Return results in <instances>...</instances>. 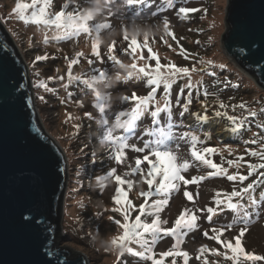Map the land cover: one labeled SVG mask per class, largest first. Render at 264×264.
Masks as SVG:
<instances>
[{
    "label": "rangeland",
    "instance_id": "obj_1",
    "mask_svg": "<svg viewBox=\"0 0 264 264\" xmlns=\"http://www.w3.org/2000/svg\"><path fill=\"white\" fill-rule=\"evenodd\" d=\"M17 2L31 4L32 0H0V8L9 25L13 26L15 43L21 48V57L23 60L25 58L27 61L31 60L28 64L33 85V79L37 82L53 79L55 85L61 84V92L66 94V73H75L80 80L88 79L94 70L93 68L101 69L106 73L105 78L96 84L94 90L85 92L87 94L74 91L71 98L76 99L81 107L75 108L73 112L70 108L63 109V106L58 104L56 107L61 113L56 112V109L52 108V99L46 103L47 96L43 100L38 98L37 101L42 126L48 134H52L56 138V141L62 142L65 156L67 159L69 158L71 165L68 167V172L70 170V172L77 173L68 179L69 185L63 206L65 209L61 219L62 232L55 242L58 250L66 249L68 251L70 259L82 255L86 258L87 264H150V261H141L139 258L123 252L124 249L114 247L112 244V250H109V242L122 235V229L113 221L124 222L120 214L124 206L113 203L114 192L117 187L114 178L103 181L104 185L100 183L103 189L100 193L97 190L94 193V186L98 185L95 182H98L99 177L106 176L112 168H116L117 174L123 176L125 171H130L131 167L135 166L136 157L142 158L147 153H135L128 150L127 158L123 164L116 165L114 159L110 158L113 152L109 143L107 140L101 142V136L106 128L114 136L130 138L128 140L130 145L143 147L146 140L156 138L155 136H145V131L155 132L159 127L167 129L168 123H172L174 125L173 132L177 138L169 141L168 144L177 155L178 162H189V171L183 173L189 179L193 176L207 177L212 169L191 157L190 138L183 141L178 139L184 131H189L198 136L200 143L197 145V150L202 151L207 147L214 148L215 152L208 154L206 158L225 169L227 174L232 172L236 166L238 159L236 152L238 151L246 155L244 159L246 170L238 171L233 175L248 176L249 164L259 165L264 162L258 156L253 157L248 153L264 151L263 121H261L260 130L251 129L246 136L240 135L238 132L234 133L231 130L233 125L228 119L224 116L216 117L214 115L215 111L224 112L223 109L225 108L216 110L211 106V103L206 102L207 97L204 95L207 92L208 95L212 93V96L215 97L224 96L223 98L229 99L235 97L233 92L223 90L224 84L219 81L218 77L222 73V69H225L224 75H228L226 80H233L237 83V72L233 68L250 80L242 81L245 87L240 92L243 95L248 94L251 98L258 90L262 91L256 82H253L247 74L240 71L232 61L228 60L221 48L220 36L225 30L226 0H173L172 7L167 5L166 0H145L143 4L131 7L128 6V0H49L46 11L50 18L61 11L62 6L66 5L67 12H74L78 8L81 18L89 17L87 19L89 26H95L96 23L100 22L102 25L111 24V28L101 29L98 34L93 31L91 35L81 33L76 36L74 33L68 38H63L62 29L32 23L25 24L20 21L14 13ZM40 6L42 5L37 7ZM181 7L191 11L180 13ZM31 11L32 9H29L26 15L30 16ZM164 20L169 22L167 30L164 27ZM82 22V19L75 21L77 25ZM131 40H137L142 46L135 56L131 52L125 54L129 49ZM94 43L100 47V59L92 55ZM113 43L115 44L114 54L118 57L119 63H113L108 59L107 49ZM148 49H151L161 65L174 64L190 69L189 75L193 84L191 104L188 111L183 112V106L188 101L189 92V89L184 88L189 77H183L170 90V120L167 113H162L157 118L160 123L153 124L149 112L136 122L134 131L129 130L128 133H125L126 126L123 125H126L125 120L129 115L125 114L119 120L116 117L121 112L127 113L128 110L131 111L132 109V102H125L124 97L130 98L133 93L138 96H146L149 93L150 86L146 85V80L138 71L139 68H145L147 65L151 68L155 67L156 61L154 59L147 61L149 59ZM37 56L45 59L37 61ZM72 60L78 62L69 68L68 65ZM89 60L92 61L91 64H89ZM209 61L211 64L208 63ZM43 64L44 68H41ZM126 67L136 71L138 75H135L134 80L138 81L125 79L126 76L131 77V74L127 73ZM192 69L195 71H191ZM56 80L59 81L54 82ZM226 84L231 86L230 83ZM242 86L243 84L236 86L235 89ZM69 88H71L70 85ZM163 94L164 89L161 86L156 94L161 107H163L161 100ZM215 102H219V100L213 101V103ZM95 103L103 106V113L94 106ZM202 105L207 106V111L211 108L209 116L207 115V121H198L194 115L198 113V110L205 111ZM156 106L154 103L151 104L150 110H154ZM83 110L92 114L94 117L91 119L92 121L86 118L87 114L82 113ZM234 111L240 114L239 109ZM95 115L98 116L97 119H95ZM218 126H221L225 131L221 136L216 135ZM257 138L263 142L255 146ZM238 141H242L243 144H237ZM247 144L254 147L247 146ZM177 145L179 146L178 150ZM229 161H233V163L230 164ZM142 168L146 175L147 165H142ZM95 172L97 173L94 175ZM260 172H264V169L257 168L243 182L239 180L228 181L223 174L218 177H209L199 184L188 185L187 187L182 185L179 192L169 194V203L160 212L161 219L168 221L164 227H172L175 219L186 208L192 211L203 209L202 212H196L200 217L198 230L188 233L181 246L182 250L188 251L190 254L189 264H205V262L207 264H233L231 260L224 258L225 254L231 255V253H226L223 247L206 239L202 233L209 231V235H211L210 229L217 227L227 229L226 234L222 237L224 240L232 239L238 235L240 229L244 227L240 219L243 211L241 210L240 216H237V213L224 206L217 207L214 204L215 193L217 191L230 193L232 190H240L254 181H262L264 177L259 175ZM93 177L95 178L93 179ZM124 178L134 181L129 191V199L135 205V208L130 210V220H134L135 216L139 214V206L144 203L140 193L147 191L148 188L143 183L144 176L140 174L135 177ZM125 190H128L127 185H125ZM185 190L193 194L194 200L192 202L187 201L183 196ZM261 191H264V183L257 184L255 192L257 199H259ZM162 198L153 197L152 200ZM65 202L69 205H65ZM151 202L150 200L149 204ZM233 202L243 203L250 213V222L247 225L246 235L243 237L244 247L249 253L264 256V202L255 207H248L246 197L242 201L239 198H234ZM208 207H217V214L213 217L211 224L207 222L206 209ZM150 219L148 218L149 222ZM230 224L232 227L228 229ZM75 233L79 234L76 239L70 235ZM173 243L172 237L161 235L153 245L155 258H161L160 253L170 250ZM131 247L134 250H139L135 245H131ZM202 247L208 251L201 253L199 249ZM216 252L220 254L216 255ZM198 256L199 259L196 258ZM173 259L176 260V264H183L181 257L167 258L165 264H172ZM241 264H251V262L242 260ZM255 264H264V260L255 262Z\"/></svg>",
    "mask_w": 264,
    "mask_h": 264
},
{
    "label": "snow or ice",
    "instance_id": "obj_2",
    "mask_svg": "<svg viewBox=\"0 0 264 264\" xmlns=\"http://www.w3.org/2000/svg\"><path fill=\"white\" fill-rule=\"evenodd\" d=\"M145 3V0H128V6L140 5ZM166 3L169 7H172L173 0H166ZM38 5H42L37 7ZM49 6V0H32L31 4L28 3H20L17 2L15 5L14 13L18 16V19L25 24L32 23L35 25H43L45 27H55L57 29L63 30V38H68L69 36L75 33L76 36H79L81 33L86 35H91L93 31L99 33L101 29L111 28L110 23H106L103 25H95L89 26L87 23V19L89 17L81 18L80 11L77 8L74 12H67L66 5L62 6V10L57 12L54 16L49 17L48 12L46 11ZM32 9L30 16L26 15L27 11ZM191 10L181 7L179 9L180 13H187ZM77 19H82V23L77 25L75 21ZM164 27L167 30L169 27V22L167 20L163 21ZM171 34V33H170ZM126 38V37H125ZM47 43V40H45ZM141 45L137 40H131L129 42V49L125 54L131 52L133 56H135L136 52L141 49ZM99 46L95 43L92 48V55L97 59H100L101 52L99 50ZM108 59L113 63H119L118 57L115 53V44H111L108 49ZM149 51V59H154L156 61L155 67L151 68L150 66H146L145 68H139L138 71L143 79L146 80V85L150 86V91L146 96L140 97L136 93L129 97H124L125 102H132L134 107L131 109L129 114L130 117V131H134V125L138 122L146 113L150 112V116L152 118L153 124L160 123L158 121V117L162 113H167L169 120L171 119V99H170V90L174 86V84L182 79L183 77H189L188 82L184 85V88L189 89L188 92V101L183 106V112L188 111V107L191 104V96H192V88L193 84L190 78V69L187 67H178L176 65H161L159 59L152 53L151 49ZM243 51V50H242ZM141 58L142 55H141ZM45 59L44 57H36V60ZM77 60H72L69 63V68L72 65L76 64ZM89 64L92 63L91 60L88 61ZM103 61L101 60V63ZM203 63V61H201ZM211 64V61L208 62ZM135 67V65H134ZM223 67V65H221ZM191 71H195L192 69ZM94 73H96L101 79H103L106 75L105 71L101 69H94ZM211 74V73H210ZM71 79L70 73L68 74ZM86 75V74H85ZM96 76L92 77V80L95 81ZM80 83L89 85V81L87 79L78 80ZM38 88H44L46 91L51 92L52 89L48 88L43 81L38 82L36 85ZM69 85H65L68 87ZM163 86L164 94L161 97L163 101V107L159 106L160 100H157V91L160 87ZM183 91V89H181ZM205 97H207L208 93H204ZM41 100L44 99L43 96L40 97ZM156 104L154 110H150L151 104ZM99 108L101 113L104 112V108L102 105H94ZM205 108V112L203 115L196 113L195 118L198 121H207V106L202 105ZM220 108L226 107L223 103L219 104ZM240 108H245L244 104L238 105ZM125 113L121 112L116 119L119 120L121 116H124ZM214 115L216 117L227 116V119L233 125L232 131L239 132L243 126L244 121L237 120L236 116H229L226 112L215 111ZM250 116L255 117V112H250ZM89 119H92L91 114H88ZM174 125L172 123H168L167 129L164 127H159L155 132L153 131H145L144 135L153 137L155 139L146 140L143 144V147H139L136 145H130L128 140L130 138H126L125 136H114L112 133L106 128L104 133L101 136V142L107 140L110 145V149L113 152V155L110 156L111 159H114L116 165H122L125 159L127 158V151L131 150L135 153H147L140 157H136L134 160V167H131L130 171H125L122 175L117 174V169L112 168L109 170L106 176H101L98 178V183H102L103 181L114 178V182L117 185L113 203L118 206H124L121 211V215L123 218V223L120 221H113L117 224L118 227L122 229V235L118 238L113 239L111 244L114 247H119L124 249L123 252L131 254L141 261H150V264H165V260L167 258H175L181 257L183 258V264H189L190 254L188 251L182 250V243L184 242V237L195 230H198V220L200 217L196 214V212H202L203 209H196V211H192L191 209H184L179 214L178 218L175 219L174 225L170 228L164 227L168 223L167 220L161 219L160 212L164 206H167L169 203V194L172 192H179L181 186L187 187L188 185L199 184L203 180L209 177H218L222 174L226 176L228 181H245L249 176L255 172L257 168L264 169V162L259 165L249 164V173L248 176L245 175H229L226 170L219 167L212 160L207 159L206 156L208 154L214 153L215 149L212 147L204 148L202 151L197 150V145L200 143V140L197 135L184 131L179 135V140H188L190 138V154L191 157L194 158L195 161H199L201 164L205 165L207 168L212 169L211 172L208 173V176H193L191 179L186 178L183 173H186L190 169V164L187 161L178 162V157L175 152L169 147L168 142L175 140L177 137L173 132ZM255 143V141H253ZM177 150L179 146L177 145ZM253 157H259L261 161H264V151L257 152L253 151L250 153ZM240 159H243L241 157ZM229 163H233V161H229ZM142 165H147L146 175L144 174V169ZM137 174L144 176L143 183L147 185L148 190L142 191L140 193L141 197L144 199V203L139 206V214L135 216L134 220H130V210L135 208V205L129 199V191L131 190V185H133L134 181L132 179H125L124 177L132 176L135 177ZM259 175L264 177V172H260ZM258 183H264L262 181H254L253 183L247 184V186L242 187L240 190H232L229 192H220L217 191L215 193L216 199L214 204L217 207L224 206L227 209L237 213V216H240L241 210L243 211L242 220L244 227L240 229L238 235L229 240H224L222 237L226 234L227 229L225 228H217L212 227L210 229L211 235H209V231H204L202 234L206 239L214 241L217 245L223 247L227 252H230L231 255L225 254L224 258L226 260H231L233 264H241V261L251 262V264H255V262L264 260V256H259L254 253H249L243 244V237L246 235L247 225L250 222V213L247 210V207L240 202H233L234 198H239L240 201L244 200L245 197L248 201V207H255L259 203L264 202V191L259 193V199H257L255 192ZM125 185L128 186V190H125ZM154 189V191H153ZM183 196L189 202L194 200L193 194L187 190L183 192ZM153 197H163L162 199L152 200ZM223 197V198H221ZM152 201L149 204V201ZM217 207H208L207 211V222L211 224L213 217L217 214ZM147 209V210H146ZM119 210V209H117ZM144 217V219H142ZM150 219V222L148 220ZM232 225H228V229H230ZM183 230V231H182ZM163 237H172L174 239V243L170 250L163 251L160 253L159 259L155 258L156 254L153 250V245L157 242V239L160 236ZM234 241V242H233ZM131 245L137 246L139 250H134ZM201 253L208 251L205 248L199 249ZM122 252V253H123ZM219 255V252L215 253ZM51 255V253H48ZM199 259L200 257H196ZM172 264H176V260H172ZM207 264V262H205Z\"/></svg>",
    "mask_w": 264,
    "mask_h": 264
},
{
    "label": "water",
    "instance_id": "obj_3",
    "mask_svg": "<svg viewBox=\"0 0 264 264\" xmlns=\"http://www.w3.org/2000/svg\"><path fill=\"white\" fill-rule=\"evenodd\" d=\"M226 1L221 48L264 91V0ZM32 89L27 64L0 22V264H87L55 243L68 161L42 126Z\"/></svg>",
    "mask_w": 264,
    "mask_h": 264
},
{
    "label": "trees",
    "instance_id": "obj_4",
    "mask_svg": "<svg viewBox=\"0 0 264 264\" xmlns=\"http://www.w3.org/2000/svg\"><path fill=\"white\" fill-rule=\"evenodd\" d=\"M0 19L2 20L3 23H5L6 27L11 32V34H13V30H12L13 26H10L9 23L7 22V18H5L2 15L1 8H0ZM13 37L15 39L14 34H13ZM149 60L150 59H148L147 61L149 62ZM29 61H31V60H28V63H29ZM41 68H44V64H43V66H41ZM93 69H95V68H93ZM233 69H234V71L237 72V78H236L237 81H238L237 83L235 81H233V80H229V81L226 80V77L228 75L227 76L224 75L225 74V72H224L225 69H222V71H221L222 73H220V75L218 77H219V81L222 84H224L223 90L233 92L235 97H233L232 99L223 98L224 96L215 97V96H212V93H209V95H207L206 102L211 103V106L216 108V110L221 109L219 107V104L223 103L226 106V107H224L225 109H223V111L226 112L227 115L236 116L238 121L243 120L244 121L243 126H242L241 130L238 133L240 135L246 136L247 132L251 131V129L260 130L261 129V121H263V123H264V92L258 90L256 92V94H254L251 98H250V95H248V94L243 95L240 92V90L245 87L244 83H242V81H244V80L247 81L248 78L244 74L242 75L235 68H233ZM126 70H127V73L131 74V77L130 76H126L125 79H129V80H132V81H138V80H134L135 75H138L136 73V71L134 72L133 69L130 68V67H126ZM84 72H82V73H84ZM69 73L70 72L66 73V77H65L66 80L64 79V75H63V79L65 80V83L67 85L69 84L70 87H71V88H69V86H68V87L65 88L66 94H64V92L63 93L61 92V90H62L60 88L61 84H59V85L56 84L55 85L53 83V81H52L53 79L48 80V81L46 79L42 80L46 84V86L48 88L52 89L51 92L46 91L44 88L36 87L35 84H37L38 82L35 79H33V82H34L33 89H34V92L36 94V103L38 101V98H40L41 96H43L44 98H45V96H47V98L45 99L46 103L52 99L53 100L52 107H54L56 109V112L58 111L59 113H61L58 110V108L56 107L57 104L58 105H62L63 109L70 108L71 112H73V110L75 108H80L81 107V104L79 105V102H77L76 99L73 100L71 98L74 95V91H77V93H80V92L85 93L87 90H94V87L96 86V84L98 82L102 81L105 78L104 77L103 79H101L96 73L91 72L92 74L90 73L91 75L87 79L88 81H91V82H89V85H85V84H82V83H80L78 81V80H80V78H78L77 74H75V73L74 74L70 73V76H71V79H70L69 75H68ZM93 76H96L95 81L92 80ZM58 81L59 80H56L54 82H58ZM226 83H230L231 86H228ZM241 84H243V86L241 88L238 87V89H235L236 86H239ZM80 88H82V89H80ZM147 90H148V87H147ZM148 91H150V90H148ZM237 92H240L241 94L237 93ZM85 94H87V93H85ZM140 97H143V95H140ZM216 100H219V102L213 103V101H216ZM95 104H97V103H95ZM240 104H244L246 107L243 108V109L238 107V105H240ZM38 105H39V103H38ZM133 107H134V104L132 103V108ZM235 109H239L240 110V114L235 113V111H234ZM210 111H211V108L207 111V115L208 116H209ZM250 112H255L256 116L255 117L250 116L249 115ZM82 113H86L87 114L86 117H88V114H91V113H89L86 110H83ZM198 113L201 114V115L204 114V112H202L200 110H198ZM70 114L73 115L72 113H70ZM83 116H84V114H83ZM95 116H96L95 119H97L98 116L97 115H95ZM91 117H92V119L94 118L92 116V114H91ZM224 117L227 119V116H224ZM77 118H78V116H77ZM129 119H130V117L127 118V120H129ZM259 120H260V122H259ZM263 129H264V127H263ZM72 137H73V135H72ZM73 139L75 140L74 137H73ZM263 140H264V136H263ZM255 141L257 142L255 144V146L258 145V143H262L263 142L261 139H258V138ZM59 143L64 148L62 142L59 141ZM237 144L242 145L243 142L242 141H238ZM247 146L254 147V146H251V145H248V144H247ZM233 147L235 148V145ZM240 152L241 151L236 152L237 156H238V159H237V162L235 164L236 165L235 168H233L234 170L232 172H229V174H231V175L236 174V172H238V171H245L246 170L245 169V165H244V159L246 158V155H244V153H240ZM251 152H253V151H251ZM251 152H248V153H251ZM241 157H243V159H240ZM69 167H71L70 161H69ZM69 172H70V170H69ZM76 174L77 173H75V172H70L69 179L72 178V176H74ZM93 179H94V177H93ZM99 187H100V189H102V185H97V186L95 185L94 186V189H95L94 193ZM65 205H69V203L65 202ZM70 235L74 236V238L76 239L79 234L75 233L74 235H72V234H70Z\"/></svg>",
    "mask_w": 264,
    "mask_h": 264
},
{
    "label": "clouds",
    "instance_id": "obj_5",
    "mask_svg": "<svg viewBox=\"0 0 264 264\" xmlns=\"http://www.w3.org/2000/svg\"><path fill=\"white\" fill-rule=\"evenodd\" d=\"M0 22L1 23H3L2 22V20L0 19ZM3 25H4V27H5V29H6V31H8V33L11 35V37H12V40L14 41V43H15V39H14V37H13V34H11V32L8 30V28L6 27V25H5V23H3ZM15 46H17V48H18V50H19V52H20V54L22 55V53H21V48L18 46V45H16V43H15ZM24 61L26 62V64L28 63V61H27V58H25L24 59ZM29 75H30V73H29ZM33 90V89H32ZM34 92V91H33ZM35 93V92H34ZM36 95V94H35ZM35 103H36V97H35ZM52 108H54V107H52ZM39 111V113H40V110H38ZM40 115V114H39ZM50 135V134H49ZM52 138H54L53 136H52V134L50 135ZM55 140H56V138H54ZM58 143H59V140L57 141ZM59 145H60V143H59ZM61 146V145H60ZM62 147V146H61ZM63 149V148H62ZM66 159H67V157H66ZM68 161V160H67ZM68 167H69V164H68ZM69 177H70V172H69ZM69 185V184H68ZM68 188V187H67ZM67 192V191H66ZM66 194V193H65ZM65 209V208H64ZM109 250H112V248H111V242H109Z\"/></svg>",
    "mask_w": 264,
    "mask_h": 264
},
{
    "label": "bare ground",
    "instance_id": "obj_6",
    "mask_svg": "<svg viewBox=\"0 0 264 264\" xmlns=\"http://www.w3.org/2000/svg\"><path fill=\"white\" fill-rule=\"evenodd\" d=\"M218 125H219V124H218ZM217 131H218V132H216V134H217V135H220V136L225 132V131H223V128H222L221 126H218V127H217Z\"/></svg>",
    "mask_w": 264,
    "mask_h": 264
}]
</instances>
